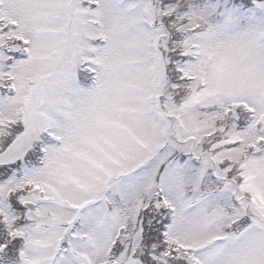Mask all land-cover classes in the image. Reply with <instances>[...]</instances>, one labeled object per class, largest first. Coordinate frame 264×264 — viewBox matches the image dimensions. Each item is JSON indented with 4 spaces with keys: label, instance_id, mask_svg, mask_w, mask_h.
Returning <instances> with one entry per match:
<instances>
[{
    "label": "snow or ice",
    "instance_id": "snow-or-ice-1",
    "mask_svg": "<svg viewBox=\"0 0 264 264\" xmlns=\"http://www.w3.org/2000/svg\"><path fill=\"white\" fill-rule=\"evenodd\" d=\"M0 264H264V0H0Z\"/></svg>",
    "mask_w": 264,
    "mask_h": 264
}]
</instances>
